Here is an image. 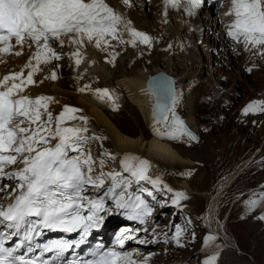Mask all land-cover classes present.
<instances>
[{
	"label": "bare ground",
	"instance_id": "obj_1",
	"mask_svg": "<svg viewBox=\"0 0 264 264\" xmlns=\"http://www.w3.org/2000/svg\"><path fill=\"white\" fill-rule=\"evenodd\" d=\"M107 1L120 13L128 10V16H125L123 20L131 21L132 27L152 38L148 48H152L157 53L156 61L163 63L170 61L171 64L166 62L165 65L168 64L171 69L181 71L180 76L175 79V99L184 108V120L191 129L196 130L195 124L201 116L200 111H202L204 118L215 120L216 124L221 118V114L225 116L226 111L232 110L234 107L232 104L238 100L236 95H244L251 91V99L262 101L257 98L264 94V55L260 54L259 46L253 48L249 44L245 49L243 42L233 45L224 37L223 27L216 17L208 19L206 14H199L195 18L186 19L183 17L182 11H167V15H165L162 0H130L127 5L123 4L121 0ZM224 13L225 10L220 11L222 21L229 19ZM119 35L125 43H120L119 40L109 36L107 38L109 43H101L99 48L95 45V39L91 42L85 39L83 44H73L70 42V37L62 36L61 39L64 41L62 47L58 42L49 40V45L59 57H63V63H58L56 59H52L47 63L41 60L39 65L33 58L37 51L35 44L28 40L22 47L16 44L14 40L13 52L0 58V79L5 75L20 72H23L22 79H26L32 68L25 67V65L30 62L33 67L38 68L33 74V80L36 83L27 85L18 95L28 96L31 99L38 96L52 97L53 100L49 102L47 109L52 114L60 113L66 105L79 109L80 112L75 113V115L87 117V124L85 125L83 121L75 119L66 120L64 126L87 127L86 135L101 138L105 147L97 148L93 144L94 141L89 145L94 159L99 161L105 152L117 156V160L104 159L105 167L100 169L97 168V165L93 175L100 171L107 173L118 170L122 175H128L129 179L133 181L134 177L131 176L130 172L123 171V166L120 163L126 154H131L150 162L151 166L147 175L152 180L159 182L154 185L148 181V184L152 185L151 187L156 192H159L162 185L168 184L166 178H162L161 175L170 169L181 170L183 166L188 165V162L175 149L169 136L158 134V131H167L156 123L151 116L152 95L145 86V80L150 74L159 70L155 71L154 68L146 66L144 62L143 64V58L138 59V50H142L138 49L139 44L144 43L140 42L139 39H137L135 46L128 43L133 37L125 30L123 23L119 26ZM28 44H32V47L29 48ZM124 46L129 50L132 48L131 52L134 54L121 64L119 57ZM231 46L234 47L230 49ZM145 50L147 51V47L144 48V52ZM21 51L22 55H15L16 52ZM77 51L80 53V63L76 64L79 66L84 80H81L72 70L73 61L77 60L73 54ZM83 55H89L95 67L101 65L109 69L115 64L120 66L113 72L110 71L114 76L112 80H105L106 84L103 87L97 86L100 89H107L110 92L109 96H102L96 91L97 87L91 84L92 73L86 72L87 66H84ZM114 55L115 59L113 60ZM138 63L140 71L136 72L135 67ZM247 69H251V76L246 73ZM186 70L187 73L183 74ZM53 72L56 74L55 81L51 79ZM65 73H67L66 79H63ZM168 73L171 72L168 71ZM93 75L97 78L103 76V73L99 69H95ZM16 82L19 83L20 80ZM80 89H84V91ZM255 97L257 98L255 99ZM111 98L115 101H122L126 106L131 107L130 113H122V118L117 120L113 114L116 106L113 105ZM248 102L247 98L243 103H238V110L234 109L236 114L230 117L228 132L217 131L220 143L215 144L214 142V146L211 147V151H214L213 158L216 157V159L229 156L232 158L233 155H236V158L242 157L240 163H237L238 165H234L219 179V184L223 181H227L228 185L235 182L243 171L240 180L246 181L245 185L248 186L246 197L250 202L245 208L240 226L248 248L242 249L236 239L228 234L225 225L218 223V234L223 238L224 246H219L214 241L215 239L208 240L201 252L204 258L217 255L216 264H238L233 259L238 253L246 254V252L252 255L256 264H264V220L257 221L253 215L249 214L251 206L254 205L253 202L264 195V144L249 166H247L249 159H243L250 156L251 151L260 145L262 138L264 139V115L256 116L262 113L261 111L250 112L245 115L242 110L249 104ZM261 106L264 107V105ZM41 111L43 112V109ZM224 111L225 113H223ZM137 112L139 116H137ZM231 113H227L225 117L231 116ZM42 119H46V116H42ZM185 136L187 135L185 134ZM134 163L136 162L134 161ZM175 170H173L174 174H176ZM141 183L147 185L145 180ZM169 188L174 189L175 193L182 192L181 189L185 188L186 192L183 193L186 197L192 192L184 179H174L172 184L170 186L168 184L167 188L164 189L168 190ZM202 196L203 194L199 200L202 199ZM0 197H3V192H1ZM179 206L184 210L192 211L194 214L201 212V209L186 207L183 199L176 207ZM263 209L264 200L257 213L259 214ZM115 223L127 224L119 221ZM166 224L167 222L159 223L160 226ZM158 232H162V230L153 233ZM146 246L143 244V247ZM140 252L139 256L142 257L144 251ZM148 252H150V257L146 260L148 264H193V261L198 259L197 256L190 257L192 261L189 262L185 252L172 249L171 246L149 249ZM227 253L232 255L231 259ZM188 254L190 255L192 252ZM176 257L178 259L174 261L177 262L169 263L171 259ZM243 264L248 263L245 261Z\"/></svg>",
	"mask_w": 264,
	"mask_h": 264
},
{
	"label": "snow or ice",
	"instance_id": "obj_2",
	"mask_svg": "<svg viewBox=\"0 0 264 264\" xmlns=\"http://www.w3.org/2000/svg\"><path fill=\"white\" fill-rule=\"evenodd\" d=\"M129 4L130 0H121ZM165 15L168 5L178 7L182 2L189 15H195V9L201 7L205 0H163ZM223 3V0H220ZM228 10L224 13L232 19L227 23L228 35L238 42L243 38L245 49L251 44L259 46L260 54L264 55V0H228ZM123 23L133 39L128 41L135 46L137 39L144 44H151L152 38L131 26V21H124L117 9L106 0H0V53L12 50V39L22 47L31 40L37 51L33 58L37 65L59 59V55L49 45V40L59 43L62 47V36L70 37L73 44H83L84 40L95 39L96 47L101 43L108 44L106 37L125 43L119 35V26ZM42 42V43H41ZM31 48L32 44H28ZM42 49V51H41ZM16 52L15 55H22ZM76 63H80V53L75 52ZM115 55L113 56V60ZM26 79L23 72L5 75L0 79V192L7 187L4 181H15L11 192L0 197V264H136L132 254L118 250L117 247L97 245L83 258L77 255L72 261L66 259V253L79 249L87 243L90 231L99 227L107 212L105 196L115 199L116 207L120 209H136V216L150 213L151 209L140 196L132 200L124 199V193L133 183L120 172L100 171L93 175L97 166L90 143L101 139L86 135L87 127H66V120L79 119L87 124V117H77L80 111L71 106H64L58 116L53 118L48 104L52 97L38 96L31 99L18 95L27 85L35 84L33 74L38 70L31 63ZM251 69H249L250 71ZM51 79H56L55 72ZM20 80L19 83L16 81ZM11 83L9 84V82ZM84 91V89H80ZM102 96H109L107 89H97ZM176 99L173 97L171 106L160 108L162 123L167 132H159L161 136L176 139L177 132L185 133L191 140L197 137L187 129L185 122L175 111ZM264 101H252L242 110L245 115L250 112L264 111ZM43 109V112L41 111ZM172 119L169 120L168 113ZM46 116V119H42ZM54 125V126H53ZM104 156L115 160V156L105 152ZM134 161L136 163H134ZM123 171L130 172L136 182L145 180L157 184L148 175L151 166L147 159H141L126 154L121 160ZM104 159H99L98 166L103 169ZM111 179L103 196L90 198L85 195L93 193L105 186V180ZM124 187H121V186ZM117 188H121L117 195ZM143 191H148L143 189ZM168 191H172L171 188ZM149 196L152 193L148 192ZM155 199V197H153ZM180 199H187L183 192H177L172 200L178 204ZM257 203V202H253ZM87 209V214H85ZM264 219V216L260 217ZM143 222V220H141ZM66 233L78 232L79 239H55L46 243H38L37 237H42L44 230ZM181 230L176 232L177 243ZM18 238V242L13 238ZM129 237L122 233L117 236V244L122 248ZM214 237H208L212 240ZM7 241H13L5 246ZM140 243H145L141 240ZM39 249V255H37ZM23 250V251H22ZM51 253L50 256L46 254ZM31 254V256H29ZM147 258H145L146 264ZM217 255L209 257L205 264H216Z\"/></svg>",
	"mask_w": 264,
	"mask_h": 264
},
{
	"label": "rangeland",
	"instance_id": "obj_3",
	"mask_svg": "<svg viewBox=\"0 0 264 264\" xmlns=\"http://www.w3.org/2000/svg\"><path fill=\"white\" fill-rule=\"evenodd\" d=\"M107 38L108 37H106V39ZM146 47H147V51L145 50L144 52V48ZM122 49L123 50L121 51L120 57H119V61L121 64L128 57L133 56L134 54V52H131L132 48H130L129 50L126 46H124ZM138 49H142L141 51L138 50V59L143 58L142 63L144 62L146 66L154 68L155 71L157 69L165 70L166 72L169 71L171 72L169 74H171L175 79L177 76H180L181 71H176L174 69H171V67L168 66V64L165 65L166 62L171 64L170 61H165V63L156 61L158 55L156 52H154L152 48L150 49L148 48V44H145V45L139 44ZM82 60L83 62H85L84 66H87L85 69L86 72L88 71L92 73L91 74L92 76L90 77L91 84L95 87H97L98 85H101V87L105 86L106 84L105 80L107 79L112 80L114 78V76L112 75V73H110V71L113 72L114 70L120 68V66H117L116 64L113 65L109 69L101 65H97V67H95V64H93V61L90 60L89 55H83ZM56 62L63 63V57L60 56L59 59H56ZM73 64L74 65L72 67V70L74 71L75 75H77L81 80H84V77L81 75L82 72L81 70H79V66L76 64V60L73 61ZM95 69H99V71L103 73V76L95 78L93 75L95 73ZM135 70L136 72L140 71L139 63L136 65ZM186 73H187V70L183 74H186ZM246 73L249 76H251V73L248 69L246 70ZM66 75L67 73H65L62 78L66 79ZM53 81H55V79H53ZM97 89H100V88L97 87ZM113 93L115 95V92ZM239 95L235 96L237 97L238 100L232 104V106H234L232 110L226 111V113L225 111L223 112L225 113V116L227 113L229 114V112H232L231 113L232 115L229 117L228 116L225 117L224 115L221 114V118L219 119L218 122H216V124H215V120L204 118L202 111H200L201 116L200 117L198 116L199 119L197 120V123L195 124L196 130L192 129L197 135V140L192 141L188 136H185V134L182 132H177L176 139L171 138L173 146L179 152V154L188 162V165L186 164L185 166H183L181 170L170 169L164 175L162 174L161 177L166 178L169 186L170 184H172L174 179H184L189 184V188L192 192L187 195V199H183V203L188 208L193 207V208H197V210L201 209V212L194 214L192 211H188L186 209L184 210L180 206L170 207L168 205L169 201L171 200V197L176 193H175V190L172 188L171 189L173 192L168 191L167 189H164V188H167L168 184L162 185L161 189H159L160 193L157 191L155 194L156 204L164 205L165 216L163 214V218H161L162 220L160 221L162 223L163 222L168 223V221L172 219L173 222L181 224V226L185 229L181 236L183 240L182 241L183 245L181 247H178L177 249L183 251V253L185 252L184 254L188 255L187 260L189 262L192 261V258L190 257L197 256L198 259L196 261H193V264H203L207 260L203 257V253L201 252H202V247L206 244V241H208L207 240L208 237H214L215 239L214 241L217 242L219 246H224L223 238H221V235L219 236L218 234V230H217L218 223L220 225H225V228L228 234L233 239H236V241L239 243L242 249L246 250L248 248L247 241L242 235V227L240 226V221L244 217V214H245V208L248 205V202H250V200H247V197H246L247 196L246 189L248 188V186L245 185L246 181L240 180L241 176L243 175V171L236 178L235 182L230 183L228 185L226 183L227 181H223L221 184H219V181H220L219 179L222 178L228 171H230L234 165H238L242 157L239 156L238 158H236V155H233L231 158L230 156L229 157H219L218 155L217 158L218 157L219 158L216 159V157L213 158L214 151H211V147L214 146V142L215 144L220 143V137H218L217 131L223 132V133L228 132V129L230 126L229 124L230 117L236 114V111L238 110V106H239L238 103L239 104L243 103V101L246 100L247 98L249 101L248 103L254 101V99H251L252 97L251 91H249L248 93L244 95L243 94H239ZM256 98L257 97H255V99ZM257 99L264 101V94H261V97ZM116 101H117V105H116V109L114 110L113 114H115V117L117 118V120H119L122 118L121 117L122 113H125V112L130 113L131 107L126 106L122 101L121 102L119 100H116ZM234 109H236V111H234ZM175 110L178 113H180L181 116L185 119L184 108L181 105H179L178 102H176ZM261 112L262 113L260 114L256 113L257 114L256 116L264 115V111H261ZM52 115H53V118H55L56 116L59 115V113L52 114ZM137 116H139L138 112H137ZM235 132H237V129H235ZM93 144L99 149L104 146L101 139L94 140ZM263 144H264V139L262 138L260 145L251 151V153L249 154L250 156L243 158L244 160L249 159L247 166L250 165L252 159L258 153V151L260 150ZM112 155L115 156L114 154ZM102 159L112 160L107 156L105 157L104 155H102ZM115 160H117V156H115ZM216 160L218 161L214 162ZM210 162H214V163H210ZM97 165H98V160H97ZM97 168H99V166H97ZM173 170L176 171V174L173 173L174 172ZM147 185H150L148 184V181H147ZM151 186L152 185H150V187ZM9 191H10V188L9 187L6 188L3 191V197ZM202 194H203L202 199L199 200ZM263 200H264V195L261 198H259V200L256 201L257 203H254V205L251 206L252 208L249 211V214L253 215V217L257 221H260V217H259V214L257 213L258 212L257 210L259 209ZM163 226L165 227V225ZM157 230H160V228L156 229V232ZM146 245L149 246L150 244H146ZM164 245L165 244L161 242L160 244H157L156 246H153L150 249H160L161 247H166ZM169 246H167L166 248H168ZM189 252H192V254L189 255L188 254ZM229 253H227V255H229L230 256L229 259H231L232 255H230ZM242 254L238 253V255L233 259V261L238 264H243V262L245 261L248 264H256L250 253L246 252V254H243V255ZM177 259H178L177 257L173 258L171 259V261H169V263L177 262V261H174ZM185 264H188V263H185Z\"/></svg>",
	"mask_w": 264,
	"mask_h": 264
},
{
	"label": "water",
	"instance_id": "obj_4",
	"mask_svg": "<svg viewBox=\"0 0 264 264\" xmlns=\"http://www.w3.org/2000/svg\"><path fill=\"white\" fill-rule=\"evenodd\" d=\"M145 86L148 92L152 95L151 116L153 120L156 123H158L157 121L160 120L161 118L160 108L163 107L164 105L171 106L172 99L173 97H175V78L165 70H159L150 74L146 78ZM111 101L113 105L115 106L117 105V101H115L113 98H111ZM176 113L185 122L181 114L178 113L177 111ZM168 118L169 120L172 119L171 112L168 113ZM158 124L162 126L166 131H168V128H166L164 124L162 123H158ZM185 126L189 131H191L197 137L196 133L187 125L186 122H185ZM181 191L186 192V189L182 188ZM262 216H264V209L261 210L259 213V217Z\"/></svg>",
	"mask_w": 264,
	"mask_h": 264
}]
</instances>
